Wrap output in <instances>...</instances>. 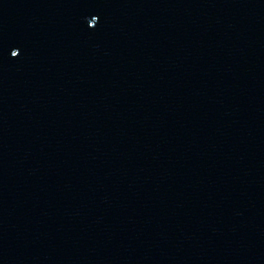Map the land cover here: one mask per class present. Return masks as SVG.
<instances>
[{"label":"water","instance_id":"1","mask_svg":"<svg viewBox=\"0 0 264 264\" xmlns=\"http://www.w3.org/2000/svg\"><path fill=\"white\" fill-rule=\"evenodd\" d=\"M0 264H264V0H0Z\"/></svg>","mask_w":264,"mask_h":264}]
</instances>
